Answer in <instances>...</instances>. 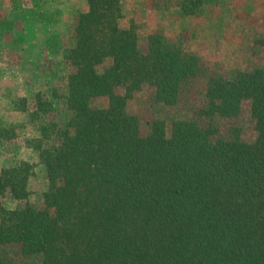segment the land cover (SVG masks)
I'll use <instances>...</instances> for the list:
<instances>
[{
	"label": "trees",
	"instance_id": "obj_1",
	"mask_svg": "<svg viewBox=\"0 0 264 264\" xmlns=\"http://www.w3.org/2000/svg\"><path fill=\"white\" fill-rule=\"evenodd\" d=\"M87 4L64 53L65 126L45 119L52 95L38 91L32 110L25 98L35 157L0 168V264L10 246L38 264H264V66L210 79L208 127L176 119L169 133L158 118L144 134L132 98L149 89L158 103L178 104L200 58L160 32L142 39L134 17L124 22V0ZM244 101L254 140L222 136L212 123L239 115ZM17 134L0 123V142ZM39 165L49 188L34 202Z\"/></svg>",
	"mask_w": 264,
	"mask_h": 264
},
{
	"label": "rangeland",
	"instance_id": "obj_2",
	"mask_svg": "<svg viewBox=\"0 0 264 264\" xmlns=\"http://www.w3.org/2000/svg\"><path fill=\"white\" fill-rule=\"evenodd\" d=\"M88 0H0V123L17 126V136L0 142V168L22 157H35L26 146L27 137L37 131L28 108L38 91L55 99V109L46 120L65 126L68 109L65 94L67 79L64 53L71 41L75 21ZM191 0H124L128 19L134 17L141 38L160 32L168 46L199 56V70L182 87L176 105L158 103L152 90L134 96L129 109L140 118L142 133L149 132L154 119H163L168 132L176 119H194L208 127L211 120L202 109L211 78H233L243 70L264 66V0H200L195 12L183 13L182 4ZM145 45V41H142ZM55 93V95H54ZM103 105L104 99L95 100ZM32 110V109H31ZM222 136L239 132L245 141L254 140L257 129L250 101L235 117H221L212 123ZM218 136V135H217ZM32 200L41 202L49 188L45 168L38 166L31 179ZM9 204L15 205L10 201ZM9 264H38L34 257L19 259L18 247L5 249ZM26 258V257H24Z\"/></svg>",
	"mask_w": 264,
	"mask_h": 264
}]
</instances>
